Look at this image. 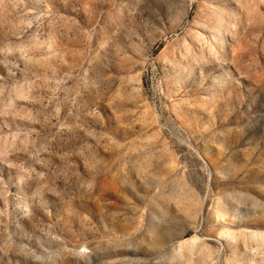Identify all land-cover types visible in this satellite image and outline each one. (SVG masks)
<instances>
[{
	"label": "rangeland",
	"instance_id": "rangeland-1",
	"mask_svg": "<svg viewBox=\"0 0 264 264\" xmlns=\"http://www.w3.org/2000/svg\"><path fill=\"white\" fill-rule=\"evenodd\" d=\"M0 264H264V0H0Z\"/></svg>",
	"mask_w": 264,
	"mask_h": 264
}]
</instances>
